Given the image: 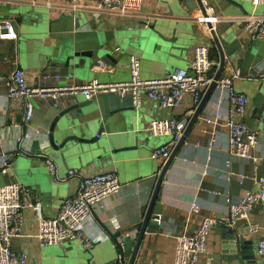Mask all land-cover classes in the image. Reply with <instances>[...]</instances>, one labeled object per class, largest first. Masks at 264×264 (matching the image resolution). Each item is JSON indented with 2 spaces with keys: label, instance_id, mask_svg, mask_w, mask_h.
Segmentation results:
<instances>
[{
  "label": "crops",
  "instance_id": "obj_1",
  "mask_svg": "<svg viewBox=\"0 0 264 264\" xmlns=\"http://www.w3.org/2000/svg\"><path fill=\"white\" fill-rule=\"evenodd\" d=\"M209 4L219 21L216 25L218 36L225 43V65L221 76L232 77L239 72L240 77L235 78L233 83L236 90L247 97L242 121L248 129L259 132L260 142H263L264 41L248 42L242 24L237 22L244 15H255L254 10L257 8L252 7L250 0H210ZM258 8L261 11L257 16L264 15V8ZM197 10L195 0H145L140 11L131 16L77 10L70 7L67 0H0V18L12 20L17 34L15 41H0V170L6 169V174L0 173V186L17 182L31 189L41 203L45 218L54 217L62 201L75 192L78 180L67 177L69 170H77L81 177L114 172L121 186L116 195L94 207V223L87 227V232L91 237L102 236L104 241L88 250L89 255H82L84 250L81 245L72 241L61 246H40L36 239L37 221L34 213L25 211L19 236L12 240L11 249L15 253L25 252L27 264H86L79 261L80 257L90 259V264L116 260V239H124V235L129 233L124 231L142 222L156 175L162 168L163 163L153 159L152 152L171 140L170 137L153 138L146 131L147 124L170 117L181 119L188 116L190 119L195 109L186 100L180 107L162 110L156 102L144 96L141 106L131 112L135 121L133 130L130 128L124 133L117 123L109 124L125 115L119 113L107 119L108 125L104 124L100 133L102 138H110L108 142L112 141L111 146L117 150L133 144L128 141L127 136L130 135L137 138L138 146H143L141 149L137 152L122 150L110 156L97 153L73 161H66L47 150L45 157L56 166L57 180H52L43 157L27 154L30 153V143L22 145L19 150L16 147L14 138L20 129H16L15 125H21L23 107L20 100L7 101L4 97L6 78L13 66L4 63L2 58L14 52L17 66L24 71L27 83L33 86L39 84L38 77L44 71L60 72L67 76V79L58 82L60 86L82 85L92 80L101 84L126 82L130 77L127 69L130 56L139 58L143 80L159 79L165 71L187 70L192 48L197 45L210 47L211 60L219 63L214 45L194 20ZM76 17L81 20L78 29L74 28ZM139 21H144L156 30L151 35L150 45L143 42L141 51L128 47L130 41L126 37L138 29L129 30L127 27ZM68 37L74 39L76 50L99 51L102 55L109 54L112 60L109 64L79 68L70 74L71 70L67 71L51 61ZM250 74L255 77L247 78ZM218 99L220 96L213 89L198 118L188 129L184 140L186 144L178 149L159 193L158 229L146 231L133 264H173L174 238L194 234L201 220L209 218L217 225L208 233L205 253L197 263L208 264L211 255L219 250L223 238L218 226L226 215V199L235 202L245 192L256 190L251 178L255 172L261 174L264 171V147L259 144L254 150L256 162L230 156L226 146V128L222 125L214 128L205 123L206 119L214 118ZM84 101L82 94L68 95L59 98L58 104L53 107L61 110ZM86 102H90V116L85 122L89 125L97 122V116L104 117L115 110L131 108L129 99H120L112 94H98ZM34 104L28 127L40 130L38 139H41L47 134L44 123L47 114L43 112L47 104ZM221 108L224 114L227 108L224 99ZM223 114L219 117L220 122L225 118ZM98 127L93 128L90 134L95 135ZM66 128V132L70 130ZM24 130L21 127V132ZM227 161L232 173L246 177L243 182L240 183L235 176L226 180ZM193 203L198 206L195 213L190 211ZM252 222L261 227L255 235L247 232L246 225ZM233 229L244 243L251 245L253 264H263L255 255V246L264 235V204L254 207L247 222H240Z\"/></svg>",
  "mask_w": 264,
  "mask_h": 264
},
{
  "label": "built area",
  "instance_id": "obj_2",
  "mask_svg": "<svg viewBox=\"0 0 264 264\" xmlns=\"http://www.w3.org/2000/svg\"><path fill=\"white\" fill-rule=\"evenodd\" d=\"M67 1L70 7L77 10L86 9L131 16L140 11L145 0ZM209 1L200 0L204 12L202 13L198 8L194 20L212 43L213 37L218 35L216 25L219 21ZM250 4L254 8H264V0H250ZM237 22L242 24L248 42L264 41V15H244L238 18ZM16 39L15 23L10 19L0 18V41H15ZM2 61L13 66L6 78L4 97L7 101L20 100L23 107L21 125H15L16 129H20L14 138L18 150L22 145L31 143L41 136L40 130L28 127V122L34 111V102H51L55 105L58 104L59 98L68 95L82 94L84 99L89 101L98 94H112L120 99H129L131 107L135 109L141 106L144 96L156 102L158 108L162 110L180 107L186 100L193 109H196L203 95L213 83L219 66L217 61L211 60L210 47L197 45L192 48L187 70L165 71L162 78L159 79L143 80L140 76L139 58L130 56L127 65L130 77L126 82L101 84L97 80H92L82 85L60 86L58 82L67 79V76L60 72L44 71L38 77L39 84L33 86L27 83L24 71L17 66L14 52L11 56H4ZM238 77H240L239 72H236L232 77L220 76L214 82L213 89L218 92L220 99L216 102L214 118L206 119L205 123L214 128L221 125L226 128V146L230 156L256 162L253 152L259 144L264 147V141L260 142L259 132L248 129L242 121L247 97L238 92L234 86L233 80ZM246 77L253 78L255 75L250 74ZM223 99L227 102L224 114L221 108ZM221 114L225 116L223 122L219 121ZM188 121V116L181 119L170 117L156 119L147 124L146 131L153 138H171L170 142L159 146L152 152L153 159L160 161L163 165L166 163L175 145L182 137ZM262 121L264 122V115ZM21 127L25 128L23 132H21ZM185 144L184 141L183 145ZM27 154L30 155L29 152ZM43 159L49 176L52 180H57L55 164L46 157ZM225 167L227 181L233 176L237 177L240 183L246 179L245 176L236 175L229 170V161L225 163ZM0 173L6 174V169H1ZM67 177L78 180L77 188L73 195L62 201L57 213L52 218L43 216L41 203L36 199L31 189L23 187L17 182L0 186V264H27L28 256L25 252L15 253L11 249V242L19 236L23 214L27 210L34 213L37 221L36 239L42 247L61 246L65 242L74 241L84 250H90L95 244L104 241L102 236L91 237L87 232V227L94 223V207L119 192L121 186L116 174L104 172L81 177L77 170H69ZM251 179L256 190L245 192L243 197L235 202L227 198V211L221 223L233 228L240 222H247L251 210L257 205L264 204V171L261 174L255 172ZM190 211L197 212L198 206L193 203ZM159 221L158 217V224ZM216 225L217 222L214 220L203 218L194 234L176 236L174 238L173 264H197L205 253L207 235ZM246 227L247 232L252 235L257 234L261 228L254 222L247 223ZM136 236V232L126 233L124 239H116V244L121 248L126 239H135ZM255 255L264 264V235L256 242ZM121 260V255L118 254L117 264H122Z\"/></svg>",
  "mask_w": 264,
  "mask_h": 264
},
{
  "label": "water",
  "instance_id": "obj_3",
  "mask_svg": "<svg viewBox=\"0 0 264 264\" xmlns=\"http://www.w3.org/2000/svg\"><path fill=\"white\" fill-rule=\"evenodd\" d=\"M195 1L197 7L203 13L204 9L200 0ZM80 21L81 20L79 17L75 18L74 28L78 29L80 27ZM137 27V30L126 37H128V40L130 41L128 47L140 50L142 49L141 47L143 42H145V45H150V42L152 41L151 35L152 33H156V30L154 27L149 26L144 21H139L136 24L130 26V28L127 27V29L133 30ZM212 44L214 45L219 57V66L213 78V83L207 89L201 99L200 104L195 109L193 116L189 119L186 129L171 152L169 159L157 173L150 203L142 222L124 231L130 233V231L134 230L133 232H136L137 234L136 238L124 241L121 248L115 243L114 246L116 251L121 255L122 258V264H133L138 248L142 239L144 238L146 231H156L158 229L157 218L160 214L159 193L163 183L165 182L166 173L169 170L178 149L183 144L188 129L196 121L203 105L207 102L214 88V82L217 81L222 74L225 65V53L223 51L225 48V43L222 42L217 35L213 37ZM163 53H166V50H163ZM111 60L112 57L109 54L102 55L99 51L86 52L76 50L75 41L72 37L66 38V40L59 47L57 54L52 56L51 59L54 65H58L67 71L71 70L70 74L79 68H90L91 65L93 67H98L99 65L109 64ZM45 103L47 105L43 109V112L47 114L45 117L46 119L44 120L46 126L45 132H47V134L41 139L34 140L30 143L29 150L31 156L45 157V155H47L46 151L49 150L51 153L56 154L58 157H62L66 161H73L75 158L94 156L97 155V153H99L101 156H110L115 153L117 154L122 150H132L137 152L138 149L143 147L138 146L137 138L135 139L130 135L127 136L128 141L132 142L133 144L121 150H117L114 148V146H111L113 144L112 141L108 142L110 138H102L100 134L104 124L108 123L107 119L114 117L119 113H125V115H122L118 120L110 121L111 123L109 124L117 123L122 129L121 131L124 133L130 128L132 129L135 122L134 115L131 113L134 110L132 107L115 110L104 117L97 116L95 117L97 122L89 125L85 124V122L86 118L90 116L88 108L90 102H77L61 110L55 109L51 102ZM97 125H99L97 130L98 132L96 133L97 135L90 134V132L93 131V128H95ZM66 127L70 129L67 132ZM144 141L146 142L147 140ZM108 143H110V145ZM6 164H9V162ZM218 228L221 230L223 238L220 242L219 250L211 255L208 264H253L254 254L252 252L251 245L244 243L242 237L238 236L235 229L229 227L225 223H219ZM81 254L89 255L90 253L88 250H84ZM79 261L85 262L86 264H90L91 262L90 259L83 257H80ZM117 263V259L108 260V262H105V264Z\"/></svg>",
  "mask_w": 264,
  "mask_h": 264
},
{
  "label": "rangeland",
  "instance_id": "obj_4",
  "mask_svg": "<svg viewBox=\"0 0 264 264\" xmlns=\"http://www.w3.org/2000/svg\"><path fill=\"white\" fill-rule=\"evenodd\" d=\"M251 11V10H250ZM255 11V15H257V14H259L260 13V11H261V9L260 8H257V9H255L254 10ZM254 11H253V13H254ZM251 13V12H250ZM247 15H250V14H247ZM68 242H71V241H68ZM72 242H74V241H72ZM66 243V242H65ZM83 249V248H82ZM84 250V249H83Z\"/></svg>",
  "mask_w": 264,
  "mask_h": 264
}]
</instances>
